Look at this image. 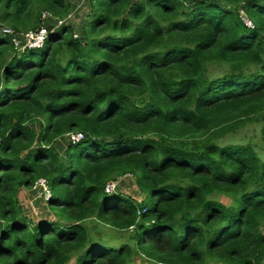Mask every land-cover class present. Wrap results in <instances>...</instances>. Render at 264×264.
<instances>
[{"label":"trees","instance_id":"obj_1","mask_svg":"<svg viewBox=\"0 0 264 264\" xmlns=\"http://www.w3.org/2000/svg\"><path fill=\"white\" fill-rule=\"evenodd\" d=\"M73 1L0 0V28L50 31L22 52L0 36V264H264V0H88L79 35L42 21ZM127 175L142 199L105 193ZM39 179L54 220L36 223L18 194Z\"/></svg>","mask_w":264,"mask_h":264},{"label":"rangeland","instance_id":"obj_2","mask_svg":"<svg viewBox=\"0 0 264 264\" xmlns=\"http://www.w3.org/2000/svg\"><path fill=\"white\" fill-rule=\"evenodd\" d=\"M89 11L90 6L88 0H74L72 3V11L69 17H67L65 23L67 25L73 26L75 32L79 35V29L83 25L85 17ZM33 128L35 132H39L38 125L33 124ZM252 135V127H247L246 129L241 131L237 137H250ZM68 140V137H64L56 142V149L62 156L64 155ZM48 191L49 195L47 194V196H45V193H43V191H41L39 188L34 187L31 190H21L18 194L24 214L36 223L42 220H54V214L49 211L46 204V199H49L51 197L49 188ZM114 191V194H122L132 197L136 200L142 199V195L137 190L133 178L129 175L119 177L117 181H115ZM220 201L225 205L229 203L228 199L224 197H221ZM107 232L110 233L109 231ZM134 261L136 262V264H148L139 256L134 257Z\"/></svg>","mask_w":264,"mask_h":264},{"label":"built area","instance_id":"obj_3","mask_svg":"<svg viewBox=\"0 0 264 264\" xmlns=\"http://www.w3.org/2000/svg\"><path fill=\"white\" fill-rule=\"evenodd\" d=\"M70 15V14H69ZM69 15L67 17H69ZM240 16L245 23V25L248 28H253V24L250 20L247 19L246 15L243 11H240ZM67 17L65 19H59L52 17V15L48 12H42L41 13V19L45 24H50L52 26L58 27L67 25L65 22L67 20ZM49 30L46 29L45 26L41 27L39 30L36 31H28L21 35H16L13 30H11L8 27H1L0 28V36H7L10 37L11 44L15 51L22 52L26 49H41L44 47L46 39L49 35ZM76 38L77 35H74ZM68 142L70 143H76L83 139V135L81 133L76 134H68ZM117 181V180H116ZM36 188H39L43 193H45V196L47 194L49 195L47 182L44 179H39L36 184ZM115 181H109L105 185V193L107 194H114L115 191ZM48 200V199H46Z\"/></svg>","mask_w":264,"mask_h":264}]
</instances>
